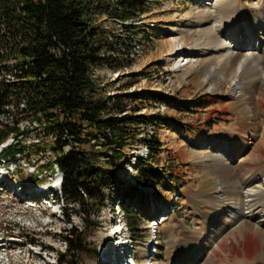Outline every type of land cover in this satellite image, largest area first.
Returning <instances> with one entry per match:
<instances>
[{
	"label": "rangeland",
	"instance_id": "rangeland-1",
	"mask_svg": "<svg viewBox=\"0 0 264 264\" xmlns=\"http://www.w3.org/2000/svg\"><path fill=\"white\" fill-rule=\"evenodd\" d=\"M195 2L196 0H151L142 19L136 22L138 28L130 56H124L125 51H114L116 64L126 65L132 62V65L119 70H111L106 65L95 70L94 77L106 94H137V97L122 101L124 104L128 103L124 114L146 116L145 122L131 126L138 130V135L134 145L126 148L127 159L119 170L122 190L129 183H137L134 177L136 166L139 158L145 157L147 153L144 138L154 132H157L162 145L160 153L151 162L164 171L162 178L157 179L154 184H139L141 191L131 195L124 190L120 196H117L120 186L112 182L107 174L104 196L89 198L85 205V210L92 218L100 210L98 228H85L80 214L82 207L73 200H66L62 195L63 184L56 192L58 196L55 203L48 202L47 196L40 197L38 192L35 195L32 188V185L37 184L34 169L44 160L51 161L53 153L49 149H42L38 153L20 150L22 143L38 141V138L43 140L46 137L45 129L22 104L19 108L10 106L9 113H0V126L8 122H19L22 127L28 128L21 137L20 144L14 145L10 136L5 141L8 147L0 156V159H4L0 166L11 161L15 163L16 171L9 175L11 181H7L6 185L15 186L14 190L19 192L8 188V192L0 194V237L6 236L5 239L11 240L7 243L17 247V251L9 255L10 264H61L58 258H67L61 255L67 252L65 228L69 230L72 226L84 230L88 236L89 251L84 254L82 263L110 264L111 257L107 256L106 261L104 257L113 249V244L109 245L108 239L109 232L112 235L115 230L108 229L117 217H126L128 220L131 218L134 224L133 229L129 228L128 235L132 242L125 253H131L138 264L146 263V260L148 264H264V225L258 226V218L264 217V184H260L264 183V117L259 126L260 132L247 134L250 148L244 149L238 141L234 145L238 147L235 148L238 156L227 159V164L233 167L241 164L234 171L233 180L239 172L243 179L255 178L251 187L255 185L254 182L256 186L262 185L261 191L257 192L259 197L256 194L249 204L257 211L261 210L262 215L256 214V219L248 223L225 222L227 213L218 214L217 217L214 212L224 204L221 197H224V201L234 200L232 193L222 196L225 186L216 179L217 164L214 156L220 155V149L230 143L229 139L238 135L240 125L250 116V109L247 100L240 99L237 94L210 89L209 80L202 77L200 72L188 76L181 72V67L190 63L197 64L202 58L199 49L210 48L206 43L210 41L209 37L198 33L194 36L197 40L193 44L199 46L193 47L198 50L194 53H188L187 50L191 48L185 49L179 42L185 40V30L197 25L196 18L189 19V12L196 8ZM235 14L240 15L241 21L249 25V19L259 23L257 18L264 14V0H237L227 12L229 16ZM102 20L100 18L99 22ZM105 23L115 34L127 33L115 21ZM186 39L191 43L188 36ZM240 39L244 40L240 44L252 45L249 37L243 36ZM190 43L188 46L192 45ZM171 49H176V52H168ZM10 52L0 44V67L5 79H11L12 67L5 66L13 63L14 55ZM208 64L204 65L206 69L215 67V63ZM152 91L171 96L179 102L181 108L184 105L187 109L180 111L176 105L151 99ZM260 92L257 98L264 115V86ZM47 139L51 144L55 143V138ZM12 143L16 150L15 157H7ZM84 146L88 155L96 150L91 143L85 142ZM69 147L70 145H65L64 148ZM239 156L241 157L237 160ZM98 163L104 164L103 156H100ZM44 174L49 178L46 182H53L57 177L64 178L58 170L52 174L49 171ZM235 181L238 182L237 179ZM238 192L242 202L244 191L240 188ZM46 195H50V192ZM166 211H170V215L163 221L159 216ZM212 230L213 234L221 232L218 236L212 235L210 239L205 236V239L201 238V253L195 256L194 247L199 238L197 231H203L204 234ZM152 242L158 243V255L153 259L154 263L149 257H143L146 248L151 251V246H148ZM31 243L45 247L44 251L39 254V247H35L34 251L28 250ZM2 259L0 257V264H5L6 260Z\"/></svg>",
	"mask_w": 264,
	"mask_h": 264
},
{
	"label": "trees",
	"instance_id": "trees-1",
	"mask_svg": "<svg viewBox=\"0 0 264 264\" xmlns=\"http://www.w3.org/2000/svg\"><path fill=\"white\" fill-rule=\"evenodd\" d=\"M150 1L0 0V44L14 55L13 63L5 65L12 67L11 79L2 76L0 67V113H9L10 106L19 108L22 104L43 125L46 141L38 138L22 143L20 151L38 153L49 149L53 153L51 161L44 160L37 166L36 182L46 181L44 173L49 170L60 171L64 176L62 195L82 207L80 214L86 229L100 226V210L92 218L85 205L89 198L104 196L107 174L120 186L117 196L124 190L134 195L141 191L139 184L150 186L164 175L163 169L151 162L162 145L154 132L144 138L148 155L139 158L134 176L137 183H129L122 190L119 170L127 159L126 148L134 145L138 135L131 126L145 122L146 116L124 114L128 103L122 101L137 94H106L94 77L101 66L119 70L132 65L116 64L114 51H125L124 56H130L136 22L142 19ZM108 21L119 23L127 33L115 34L106 26ZM150 95L151 99L176 105L180 111L187 109L169 95L155 91ZM27 131L19 122L1 125L0 143L13 136V144H20ZM50 137L55 138V143L51 144L47 139ZM85 142L96 149L92 155L86 153ZM12 145L7 157H15ZM65 145L70 147L65 149ZM98 145L101 148H96ZM100 156L104 164L98 163ZM128 222L133 229L131 218ZM65 230L67 252L61 255L67 258L59 257V262L83 264L84 254L89 251L88 236L76 226Z\"/></svg>",
	"mask_w": 264,
	"mask_h": 264
},
{
	"label": "bare ground",
	"instance_id": "bare-ground-1",
	"mask_svg": "<svg viewBox=\"0 0 264 264\" xmlns=\"http://www.w3.org/2000/svg\"><path fill=\"white\" fill-rule=\"evenodd\" d=\"M236 1L237 0H196V8L189 12V19L196 18L197 25L195 26L197 28L194 27L193 29L185 30V35L186 37L188 36L191 43L187 41L186 37L185 40L179 41L181 46L185 49L191 48L187 50L188 53H194L198 50H194L193 47L199 46V44H193L195 43L194 41L197 40V37H194L195 34L207 35L210 41L206 43L210 45V48L212 46V49L208 47L207 49L204 47L199 49L202 58L198 60L197 64L190 63L185 67H181V72L185 76L192 75L197 71L200 72L202 77L209 80V85H211L210 89L228 94L235 93L240 99L247 100L248 108L250 109V116L240 125L239 132H237L238 135L236 134V137L229 139L230 143H228L226 147L223 148L221 146L223 149H220V155L214 156L217 164V170L215 169L216 179L225 186L224 189L226 190H224L222 196H225L226 193H232V200H234L231 202L227 200L224 201V197H221L220 199L224 204L222 208L220 207L214 214L218 217V214L227 213L225 222H230L231 224H236L239 221H246L247 223L253 222L256 219L255 215L261 214V210L257 211L255 208L250 207L249 204L251 199H255L254 197H256L260 188H263L260 184H264L261 182L259 186H256L254 182L255 185L251 187L252 181L255 178L243 179L242 174L239 172L236 174V179L238 181L236 182V179L233 180V178H235L234 171L240 168L241 164L235 167L227 164L228 158L238 156L235 150V148L238 147L234 146L235 143L240 141V145H242L244 149L245 147L246 149L250 148V140L248 141L247 134L253 135L259 133V126L263 123L261 120L264 117L260 110L259 99L257 98L258 95L261 94L260 90L264 86V14L258 16L257 20H259V23L249 19L251 25L241 21L240 15H227V12L234 6ZM240 35H242L241 37L246 36L252 39V45L240 44V41L243 40L240 39ZM189 43L192 45L188 46ZM173 46H175V48L177 47L175 43ZM173 51L175 53L176 49H171L168 52L173 53ZM208 63H211L210 65L215 63V67L213 66L211 69H206L204 65ZM201 65L203 66L200 68ZM240 157L241 156H239L237 160ZM243 182L245 185H243ZM240 188L242 192L244 191L242 194V202H240L241 194L238 192ZM236 191L238 194H236ZM257 196L259 197L258 194ZM229 199H231V196ZM218 204L221 205L222 203ZM161 208H163V206ZM245 209H247V211ZM160 211H162V209L159 210L158 213ZM261 217L258 218L260 219L258 226L264 225L262 224L264 223V217ZM213 230L211 232H205L204 234L203 231H197V236H199V238L194 247L195 256L201 253V238L205 236V238L208 237V239H210L212 235L218 236L221 232L216 231L213 234ZM262 232L264 235V230H262ZM148 251V248L144 250V257L148 255ZM147 262L143 264H148ZM109 263L111 264L110 261Z\"/></svg>",
	"mask_w": 264,
	"mask_h": 264
},
{
	"label": "built area",
	"instance_id": "built-area-1",
	"mask_svg": "<svg viewBox=\"0 0 264 264\" xmlns=\"http://www.w3.org/2000/svg\"><path fill=\"white\" fill-rule=\"evenodd\" d=\"M146 149H147V147H146ZM146 155H147V153H146ZM16 251H17V249H13V248H10L9 246H5V248L0 250V257H3L2 260H6L5 264H10L9 255H11L12 252H16Z\"/></svg>",
	"mask_w": 264,
	"mask_h": 264
}]
</instances>
